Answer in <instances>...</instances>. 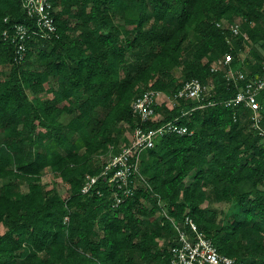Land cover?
Here are the masks:
<instances>
[{
	"label": "trees",
	"instance_id": "trees-1",
	"mask_svg": "<svg viewBox=\"0 0 264 264\" xmlns=\"http://www.w3.org/2000/svg\"><path fill=\"white\" fill-rule=\"evenodd\" d=\"M49 1L53 31L23 0H0V264H170L187 216L221 253L264 264V145L249 108L226 104L264 74V0ZM192 78L206 98H174ZM147 89L172 101L145 122L132 102ZM176 119L192 132L144 150L146 181L133 175L115 205L99 156ZM46 168L67 196L45 186Z\"/></svg>",
	"mask_w": 264,
	"mask_h": 264
},
{
	"label": "built area",
	"instance_id": "built-area-1",
	"mask_svg": "<svg viewBox=\"0 0 264 264\" xmlns=\"http://www.w3.org/2000/svg\"><path fill=\"white\" fill-rule=\"evenodd\" d=\"M28 15L37 16V23L49 30H54L55 25L50 16V8L52 7L49 0H23ZM232 31L239 33V24L233 23L230 25ZM17 32L20 39H24L26 28L23 25L17 26ZM23 45H20L18 51H23ZM23 56V52L21 55ZM232 60V54L228 53L225 56V63ZM221 64L219 60L214 68ZM228 78H237L235 72L230 69L227 73ZM239 79L245 77L241 71L237 72ZM264 92V74L256 76L248 81L234 97L226 101L227 105L243 104L250 110L249 119L251 126L261 136V143L264 145V127L262 125V105L259 100V95ZM208 95L207 85L203 84L198 78H192L184 82L183 86L177 91L174 98H188L195 102H200ZM162 101H172L169 96L162 94L159 91L147 89L142 95L137 96L132 102L133 112L140 116L142 121H151L155 118L154 105ZM209 103H211L209 101ZM208 103V104H209ZM200 103L198 106H204ZM192 132L188 126L181 124L178 119L167 121L158 127H143L137 126L132 130L130 141L119 153H109V156L104 160V167L99 174L109 184L115 187L114 203L118 205L133 192L131 180L133 175H137L141 180L146 181V178L141 174L140 170V155L149 148L155 146L158 138L163 137L167 133L184 134ZM98 176H87V180L82 191L87 192L90 187L97 182ZM135 184V183H134ZM185 224L189 226V230L182 228L175 223V228L178 232V242L171 248V263L170 264H242L234 257L221 253L214 245L212 240L208 238L202 231L199 230L197 223L192 217L185 218Z\"/></svg>",
	"mask_w": 264,
	"mask_h": 264
},
{
	"label": "rangeland",
	"instance_id": "rangeland-1",
	"mask_svg": "<svg viewBox=\"0 0 264 264\" xmlns=\"http://www.w3.org/2000/svg\"><path fill=\"white\" fill-rule=\"evenodd\" d=\"M41 95L44 97V96H49L50 94L43 92ZM131 133H132L131 130L127 131V136L129 138L132 135ZM108 156H109L108 153L107 154H102L101 156H99L98 161L102 162L103 160H106ZM42 179H43V182H44L45 186L48 189L54 187L63 196H67L69 194V188H70L69 184L67 182L63 181L60 176L54 174L49 168H46L45 170H43ZM21 187H22L23 190H27L28 189V185H27L26 182H21ZM216 207H218V209L221 210V207L225 208L226 205L225 204H221V203H217ZM4 229H5L4 226L2 224H0V232L4 231Z\"/></svg>",
	"mask_w": 264,
	"mask_h": 264
}]
</instances>
